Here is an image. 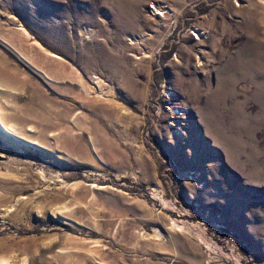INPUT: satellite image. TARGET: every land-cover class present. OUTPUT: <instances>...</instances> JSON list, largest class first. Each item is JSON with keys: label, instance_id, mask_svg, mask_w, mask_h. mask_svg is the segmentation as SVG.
<instances>
[{"label": "rangeland", "instance_id": "rangeland-1", "mask_svg": "<svg viewBox=\"0 0 264 264\" xmlns=\"http://www.w3.org/2000/svg\"><path fill=\"white\" fill-rule=\"evenodd\" d=\"M3 189L0 264H264V0H0Z\"/></svg>", "mask_w": 264, "mask_h": 264}, {"label": "bare ground", "instance_id": "bare-ground-1", "mask_svg": "<svg viewBox=\"0 0 264 264\" xmlns=\"http://www.w3.org/2000/svg\"><path fill=\"white\" fill-rule=\"evenodd\" d=\"M3 191H4V194L2 195V196H0V206H5L6 204H7V202L10 200V199H12V197L15 195V194H13V193H8L7 194V191L5 190V189H3ZM17 193H20V192H22V188L21 189H19L18 191H16ZM59 197H57V198H53V199H50V200H54V199H58ZM40 207V206H39ZM2 208H4V207H2Z\"/></svg>", "mask_w": 264, "mask_h": 264}]
</instances>
